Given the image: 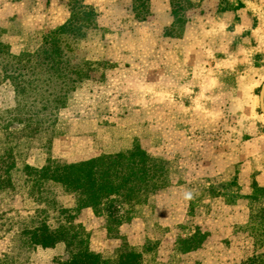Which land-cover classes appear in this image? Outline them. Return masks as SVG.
Segmentation results:
<instances>
[{
	"label": "rangeland",
	"instance_id": "obj_1",
	"mask_svg": "<svg viewBox=\"0 0 264 264\" xmlns=\"http://www.w3.org/2000/svg\"><path fill=\"white\" fill-rule=\"evenodd\" d=\"M193 1L197 7L186 14L184 36L173 39L165 36L173 19L170 0H149L145 22L135 19L132 0H85L98 10L99 29L78 43L75 57L96 63L98 71L70 95L65 109L44 113L29 106L32 98L19 106L0 66V157L11 156L15 164L14 190L0 193L4 264L67 260L63 245L31 250L22 243L31 220L44 218L52 228L59 220L51 209L48 218L42 213L47 208L20 172L25 165L77 163L135 144L167 163L171 186L138 207L119 233H107L104 218L82 210L75 224L89 235L92 252L115 260L127 244L141 251L143 264H242L264 254V220L257 213L264 197L252 203V224L248 199L253 180L264 187V58L244 55L233 70L221 68L228 45L219 13L241 3ZM70 3L0 0L1 39L15 55L37 49L42 36L68 21ZM235 177L239 189L232 185L224 197L211 194ZM52 191L60 206L75 208L73 196L56 186ZM237 193L241 197L226 204ZM192 237L200 248L183 253L179 241Z\"/></svg>",
	"mask_w": 264,
	"mask_h": 264
},
{
	"label": "trees",
	"instance_id": "obj_2",
	"mask_svg": "<svg viewBox=\"0 0 264 264\" xmlns=\"http://www.w3.org/2000/svg\"><path fill=\"white\" fill-rule=\"evenodd\" d=\"M132 2L135 19L145 22L151 16L149 0ZM241 5H232L221 12L235 11ZM196 7L193 0H170L173 22L165 30V36L181 39L188 23L186 14ZM69 11L68 21L42 36L40 45L33 51L15 55L10 45L0 37V59L4 62L0 66L5 79L13 87L19 106L26 98H32L29 106H40L44 113L65 109L70 95L80 84L92 80L98 71L96 63L77 61L75 57L78 43L85 40L90 32L99 29L98 10L86 5L85 0H71ZM13 168L15 164L11 156L0 157V193L14 190ZM20 172L25 177L24 182L29 186L31 195L37 196V200L47 208L42 211L45 217L48 218V210L51 209L58 214L59 219L57 228L49 226L44 218L31 220L30 225L21 232L24 247L47 250L63 245L67 257L65 264H143L141 251L127 244H123L115 260L105 259L92 252L89 235L75 221L82 210L91 209L96 217L105 219L107 233H119V228L133 219L138 207L171 186L166 162L151 157L139 144H135L126 151L102 154L77 163L50 160L41 169L25 165ZM236 180L237 177L232 184L211 188V194L224 197V191L232 185L239 189ZM53 186L62 189L65 195L74 197V209H65L57 203ZM251 189L248 199L252 224L257 219L252 203L264 197V187L253 180ZM240 197L237 193L232 197L234 200L226 204H234L235 199ZM257 210L261 220H264V207ZM179 244L183 253L200 248L195 237L180 240ZM7 260L0 261V264ZM242 264H264V254Z\"/></svg>",
	"mask_w": 264,
	"mask_h": 264
},
{
	"label": "crops",
	"instance_id": "obj_3",
	"mask_svg": "<svg viewBox=\"0 0 264 264\" xmlns=\"http://www.w3.org/2000/svg\"><path fill=\"white\" fill-rule=\"evenodd\" d=\"M239 1L242 5L237 10L220 12L218 18L219 27H224L223 41L228 45L225 56L218 63L226 70H233L240 56H252L259 52L264 58V0ZM172 22L173 19L166 26ZM229 27L231 32L227 34L226 28ZM237 49H241L240 52Z\"/></svg>",
	"mask_w": 264,
	"mask_h": 264
},
{
	"label": "water",
	"instance_id": "obj_4",
	"mask_svg": "<svg viewBox=\"0 0 264 264\" xmlns=\"http://www.w3.org/2000/svg\"><path fill=\"white\" fill-rule=\"evenodd\" d=\"M260 111L264 115V85H262L259 95Z\"/></svg>",
	"mask_w": 264,
	"mask_h": 264
}]
</instances>
